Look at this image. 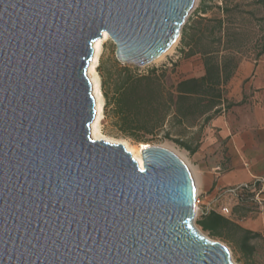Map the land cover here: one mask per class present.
Wrapping results in <instances>:
<instances>
[{
  "label": "water",
  "instance_id": "water-1",
  "mask_svg": "<svg viewBox=\"0 0 264 264\" xmlns=\"http://www.w3.org/2000/svg\"><path fill=\"white\" fill-rule=\"evenodd\" d=\"M194 0H0V264H235L195 224V184L169 148L92 138L87 74L106 31L143 65Z\"/></svg>",
  "mask_w": 264,
  "mask_h": 264
},
{
  "label": "rangeland",
  "instance_id": "rangeland-1",
  "mask_svg": "<svg viewBox=\"0 0 264 264\" xmlns=\"http://www.w3.org/2000/svg\"><path fill=\"white\" fill-rule=\"evenodd\" d=\"M198 16L209 18L210 24H214L216 18L222 19L221 33L223 39L234 40L240 58L239 64L256 60L264 67V0H194L193 6L182 25L181 32L190 24L195 23ZM181 32L171 49L160 58L143 65L120 62L115 56V44L108 36V39L102 43V50L96 65L102 95L103 88L112 94L115 82L126 73L125 68L132 75L149 76L150 81L159 83L166 92L173 93H175V85L180 79L203 75L204 65L201 55L199 53L186 55L189 46L182 40ZM260 50H262L261 53H259ZM236 71L237 69L222 86L226 101L222 103L219 113L233 112L234 106L237 105L238 92L243 86V82ZM247 98L248 94L244 93L239 102L243 103L247 101ZM103 100L100 119V129L103 136L110 139L125 140L132 147H137L141 142L165 146L189 165L188 167L194 172L195 179H198L200 169L204 171L213 169L214 172H222L223 168L226 167L228 161L226 141L219 134L218 129L211 125V119L219 113L212 115L202 129L198 125L190 127L185 124H171L169 120L173 113H169L166 115L162 127L155 130L153 134L145 135L143 140H137L135 137L121 133L112 123L114 117L105 114L104 95ZM201 121L202 119L199 118L198 124ZM183 144H187L189 148ZM195 192H197L196 188ZM224 192L225 188L218 186L217 193L212 197L209 204L199 203L194 214L196 226L211 239L223 242L235 264H264V230H252L258 232L259 235L249 240L252 244L251 251H246L239 245L237 235L231 234L230 238L211 235L198 225V220L209 210H216L237 222L242 219L241 217H254L260 211L251 201L234 203V200L225 195Z\"/></svg>",
  "mask_w": 264,
  "mask_h": 264
},
{
  "label": "trees",
  "instance_id": "trees-1",
  "mask_svg": "<svg viewBox=\"0 0 264 264\" xmlns=\"http://www.w3.org/2000/svg\"><path fill=\"white\" fill-rule=\"evenodd\" d=\"M209 21L198 16L195 23L181 32L182 40L189 46L186 55L199 53L204 73L180 79L175 93L166 92L159 83L150 81L149 76L132 75L127 68L115 82L112 94L103 88L105 114L114 117L112 123L121 133L143 140L145 135L163 126L169 113H173L171 124L198 125L202 129L212 115L220 112L226 101L222 86L234 74L240 58L234 40L223 39L222 19L216 18L214 24ZM199 118L202 121L198 124ZM197 223L211 235L225 238L237 235L239 245L246 251H251L249 240L259 235L216 210L205 212Z\"/></svg>",
  "mask_w": 264,
  "mask_h": 264
},
{
  "label": "crops",
  "instance_id": "crops-1",
  "mask_svg": "<svg viewBox=\"0 0 264 264\" xmlns=\"http://www.w3.org/2000/svg\"><path fill=\"white\" fill-rule=\"evenodd\" d=\"M236 73L243 86L234 111L219 113L211 119V125L226 141L228 161L222 172L200 169L197 192L203 203H210L218 186L226 188L264 175V67L256 60L243 62ZM244 93L248 94L247 101L240 103ZM241 218L237 220L243 227L264 230V210L254 217Z\"/></svg>",
  "mask_w": 264,
  "mask_h": 264
},
{
  "label": "bare ground",
  "instance_id": "bare-ground-1",
  "mask_svg": "<svg viewBox=\"0 0 264 264\" xmlns=\"http://www.w3.org/2000/svg\"><path fill=\"white\" fill-rule=\"evenodd\" d=\"M108 36H109V34L106 31H103L102 35L93 41V56H92L91 60L89 61V65L87 67V74H88V76L92 82V85H93V94L95 97V106H96L95 118L90 124L91 137L92 138H103V139L111 141V142L120 141L121 143L124 144L126 149L131 152L132 156L138 161L139 165L142 166L141 149L145 146H148L149 145L148 143L141 142L137 147H132L125 140L110 139V138L103 136L101 133L100 119L102 117V109H103L104 100H103V95H102V91L100 88V80H99V76H98V73L96 70V65L98 62L99 54L102 50V43L108 39ZM174 42H173V44H174ZM173 44L165 52H167L169 49H171ZM164 53L159 55L156 59L160 58ZM187 166H189V165H187ZM189 170H190L191 175L193 177L195 188L197 189V182H196V179L194 176V172L192 171L191 168ZM195 209H196V207H195Z\"/></svg>",
  "mask_w": 264,
  "mask_h": 264
},
{
  "label": "built area",
  "instance_id": "built-area-1",
  "mask_svg": "<svg viewBox=\"0 0 264 264\" xmlns=\"http://www.w3.org/2000/svg\"><path fill=\"white\" fill-rule=\"evenodd\" d=\"M225 195L230 196L234 203H244L251 201L260 211L264 210V175L254 178L253 180L238 185L228 186L225 188ZM202 203L201 195L195 193V207Z\"/></svg>",
  "mask_w": 264,
  "mask_h": 264
}]
</instances>
